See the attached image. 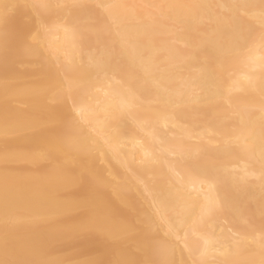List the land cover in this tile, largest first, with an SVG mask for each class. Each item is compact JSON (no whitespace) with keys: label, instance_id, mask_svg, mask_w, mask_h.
<instances>
[{"label":"bare ground","instance_id":"obj_1","mask_svg":"<svg viewBox=\"0 0 264 264\" xmlns=\"http://www.w3.org/2000/svg\"><path fill=\"white\" fill-rule=\"evenodd\" d=\"M42 4L54 7H31ZM156 4L208 7L164 9L184 23L162 26L160 10L142 7ZM260 5L261 0H0V262L150 264L158 259L150 243L156 236L176 246L177 258L195 252L207 264H259L264 223ZM105 18L110 37L97 28ZM6 35L13 41L27 36L33 49L6 65ZM120 36L129 37L135 51L125 50L123 70L98 71L97 63L108 55L106 42ZM174 40L179 42L173 45ZM164 43L181 50L179 71L159 55L149 61L148 50ZM201 47L208 49L206 56L197 55ZM188 55L192 58L184 61ZM217 55L226 58L227 72ZM53 69H60L61 86L76 101L82 137L66 139L58 129L60 109L50 96ZM146 75L185 103L214 81L230 95L233 109L249 110L245 118L255 132L254 152L239 147L253 146L245 141L248 128H238L226 145L209 123L215 113L230 129L237 127L228 119V103L201 99L200 126L194 127L184 105L165 103L145 83ZM6 144L13 150L7 164ZM189 153H200L201 164L218 165L220 179L209 181L183 163ZM210 204L223 207L209 214ZM6 210L14 221L7 236ZM237 230L245 237L240 249L221 255L220 241Z\"/></svg>","mask_w":264,"mask_h":264},{"label":"snow or ice","instance_id":"obj_2","mask_svg":"<svg viewBox=\"0 0 264 264\" xmlns=\"http://www.w3.org/2000/svg\"><path fill=\"white\" fill-rule=\"evenodd\" d=\"M31 7H40V8H50L54 7L53 5H32ZM55 7H62V8H73V9H80L83 11L90 10L91 6L88 5H56ZM96 8L107 9L111 7L110 5H96ZM142 7L145 8H152L160 10V16L157 18L162 26H166L167 24H171L173 26L183 24L184 21L179 17L172 14H165L164 9L173 10V9H183V8H201V7H208L203 5H173V4H156V5H144ZM223 7V6H222ZM254 7V6H253ZM16 8V5L13 4L11 8L4 13L5 16L11 14L13 10ZM261 17L264 19V0H261ZM97 28L100 32L106 33L109 37L111 36L110 32V22L105 18L102 20L97 21ZM264 39V37H262ZM179 41H172L171 43L174 45ZM106 46L108 47V55L105 60L97 63L98 71H121L123 70L124 66L121 63V59L124 58L125 50L129 47L135 51V47L133 45L132 40L127 36H120L118 40H108L106 42ZM187 47V45H185ZM119 48V51H117ZM33 49V45L29 42L27 36H20L16 40H10L8 36H5V40L3 43V59L5 64L7 65L10 60H12L13 56H17L20 52H29ZM149 61H151L153 55H159L162 58L163 62L168 66V68H173L179 71L182 68V55L180 49H174L169 47L167 43L161 45L159 49H149L148 50ZM208 49L205 47H201L197 50V55H207ZM192 56L188 55L183 57V60H189ZM216 62L219 63L221 71L227 72L226 67V58L222 55H217L215 57ZM167 70V68L165 69ZM147 73V69L145 70ZM261 76L259 82V91H260V110L264 112V58H262L261 63ZM60 69H53L50 75V96L51 102L54 107L60 109L58 114V129L63 134L64 138H72V137H82L84 136V129L81 125V120L77 114V104L75 99L66 92L61 83L58 79V73ZM145 83L150 84L152 88H154L157 94L161 97V99L169 104V105H184V113L189 116L190 119L193 120V126L199 127L201 114L203 109L199 106V102L201 99L204 98H215L217 100L223 101L228 103V107L230 109V116L228 117L229 120L235 122L237 125L236 128H229V125L224 120H218L215 113L213 114V120L209 121L212 126L215 127V130L218 135L225 139L226 145H231L234 141L230 139V136H234L235 132L240 127H246L249 129L248 135L245 137V141H253V146H249L248 143H240L239 147L242 151L254 152V137L255 132L251 130V120L248 118L246 120V115L248 114L249 110L244 109H233L230 103V95H226L223 89L219 88L215 85V82L212 81L208 88L201 87V91L199 94H195L194 98L189 102L185 103L183 99H176L174 98L173 94L170 90L164 86L161 80L159 79H147V75L145 77ZM235 142L239 143V138H235ZM45 143H50L49 141L45 140ZM90 144L87 142L85 137L84 141V150L90 149ZM260 162H261V177L264 179V123L261 125L260 131ZM13 150L7 146L4 149V159L5 163L10 159V153ZM183 163L193 167L196 171L204 174L209 181H216L220 179L222 169L218 165H204L200 163V153L192 154L189 153L187 157L182 158ZM243 180L244 178H239ZM6 199H7V189H6ZM226 206V205H225ZM223 206H218L216 204H210L206 212L211 214L215 211H219L222 209ZM245 225H248V221H244ZM14 226V221L9 218L7 210L5 216V223H4V233L7 236L10 232L12 227ZM151 231V228L149 229ZM259 243L261 247V256L262 259L260 260L259 264H264V223L261 224L259 230ZM244 235L242 234L241 230H237L235 233L232 234L230 238H225L224 240L220 241L221 245V255L228 256L234 251H238L244 242ZM150 243L154 249L156 256L158 257L157 260L150 262V264H207V262L203 259L202 255L197 257L195 252H190L188 257L185 258L184 253H180L179 258H177V248L175 245L169 243L166 239H159L156 236L150 237ZM3 264V262H0ZM50 264H61L60 261H52ZM89 264H95V262H89ZM117 264H132V262L127 260H120ZM220 264H235V262H229L228 260L221 261ZM247 264H255L254 261L247 262Z\"/></svg>","mask_w":264,"mask_h":264},{"label":"rangeland","instance_id":"obj_3","mask_svg":"<svg viewBox=\"0 0 264 264\" xmlns=\"http://www.w3.org/2000/svg\"><path fill=\"white\" fill-rule=\"evenodd\" d=\"M225 222L223 221V224H224ZM221 224H222V221H221ZM226 225V224H225ZM227 226V225H226ZM230 229V228H229ZM230 231H232L231 229H230ZM234 233V232H233ZM214 264V263H213Z\"/></svg>","mask_w":264,"mask_h":264}]
</instances>
